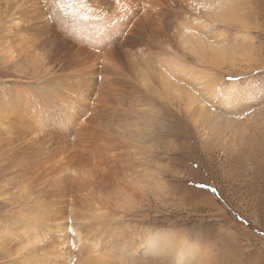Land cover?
<instances>
[{
  "label": "rangeland",
  "instance_id": "1",
  "mask_svg": "<svg viewBox=\"0 0 264 264\" xmlns=\"http://www.w3.org/2000/svg\"><path fill=\"white\" fill-rule=\"evenodd\" d=\"M215 1L0 0V264H264V0Z\"/></svg>",
  "mask_w": 264,
  "mask_h": 264
},
{
  "label": "bare ground",
  "instance_id": "2",
  "mask_svg": "<svg viewBox=\"0 0 264 264\" xmlns=\"http://www.w3.org/2000/svg\"><path fill=\"white\" fill-rule=\"evenodd\" d=\"M224 4H225V3H224ZM226 4H228V3H226ZM226 4L224 5L225 8L223 7V8H224V9H223V8L220 7L221 5H223V2H222L221 0H216L215 2H213V4L211 5V7L214 8V9H221V11H224V10H225V11H229V9H231V8H230L231 5H230V3L228 4V5H230V6H227ZM214 14H215V13H214ZM35 48H36V47H35ZM175 65H176V63L173 64V66H175ZM160 69H161V68H160Z\"/></svg>",
  "mask_w": 264,
  "mask_h": 264
},
{
  "label": "snow or ice",
  "instance_id": "3",
  "mask_svg": "<svg viewBox=\"0 0 264 264\" xmlns=\"http://www.w3.org/2000/svg\"><path fill=\"white\" fill-rule=\"evenodd\" d=\"M109 10H110V9H109ZM215 191H216V190H215V189H213V192H215ZM68 231H69V232H72V229H71V228H69V229H68Z\"/></svg>",
  "mask_w": 264,
  "mask_h": 264
}]
</instances>
